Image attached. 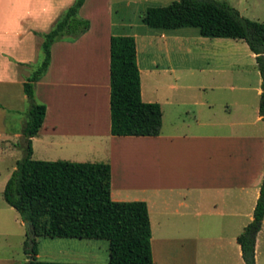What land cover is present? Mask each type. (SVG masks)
I'll list each match as a JSON object with an SVG mask.
<instances>
[{"label":"crops","instance_id":"0c3cea01","mask_svg":"<svg viewBox=\"0 0 264 264\" xmlns=\"http://www.w3.org/2000/svg\"><path fill=\"white\" fill-rule=\"evenodd\" d=\"M54 6V0H0V124L5 121L4 108H13L12 98L26 100L22 83L39 52L41 34L60 14L62 7L54 10ZM89 30L75 41L60 40L50 47L47 70L33 87L34 99L45 105V114L31 138V155L35 142H39L46 148L40 153L45 160L59 157L81 161L85 155L79 149L81 144H88L86 139L93 136L105 137L106 153L97 147H90L87 153L109 163L112 200L145 202L153 264H200L198 251L208 244H212L214 264H243L236 236L252 218L264 173V122L257 112L260 77L255 103L238 96L223 97L214 92L223 85L212 74L220 69L206 62L211 72L207 82L166 85L168 92L190 94L180 100L158 101V135L113 136L109 133L108 110L110 34L98 42L88 36ZM83 57L90 62L85 69L80 63ZM204 66L196 65L199 72ZM144 73L148 74L146 69ZM140 86L141 100L150 102L143 98ZM228 88L233 91L235 86ZM236 88L244 91L249 87ZM195 91L200 94L197 99L191 94ZM96 95L102 106L99 109L93 103L84 121L86 110L80 101L86 97L96 102ZM164 105L169 107L164 109ZM14 135L22 137L20 133ZM56 144L68 150L62 155L51 154ZM3 183L4 179L0 185ZM4 211L0 209V264H23V221L13 215L14 229L7 231ZM200 230H206V243L199 241ZM8 234L20 238L19 250H7Z\"/></svg>","mask_w":264,"mask_h":264},{"label":"trees","instance_id":"16d2710c","mask_svg":"<svg viewBox=\"0 0 264 264\" xmlns=\"http://www.w3.org/2000/svg\"><path fill=\"white\" fill-rule=\"evenodd\" d=\"M83 2L73 0L41 34L40 61L22 83L27 100L21 128L22 156L5 181L2 197L23 222L32 223L35 237L104 239L108 242L105 264H153L146 204L110 198L109 163L31 158V138L45 114V105L34 100V83L47 70L51 45L60 40L75 41L88 29L89 21L78 15ZM140 21L164 29L195 27L201 36L245 41L260 77L257 112L264 122V22L244 18L225 1L215 0H173L164 6H149ZM108 59L110 135H158L161 110L157 102L141 100L134 37L111 34ZM263 217L264 173L252 218L236 236L243 264H255V235ZM26 239L23 253L26 260L31 257L28 264H94L39 260L35 238L31 250Z\"/></svg>","mask_w":264,"mask_h":264},{"label":"rangeland","instance_id":"374dc122","mask_svg":"<svg viewBox=\"0 0 264 264\" xmlns=\"http://www.w3.org/2000/svg\"><path fill=\"white\" fill-rule=\"evenodd\" d=\"M72 1L73 0H54V10H56L58 6L62 7L59 11L60 16ZM171 1L173 0H84L78 15L89 21V27L90 24L91 27L90 30L89 27L87 29L89 30L88 36L98 39V42L101 41L107 33L110 35L122 34L134 37L136 44V61L140 69L139 78L140 84H142L143 98H149L151 100L150 102L158 103L159 101L163 103L164 100L171 101L176 97L179 98L178 100L185 96L188 97L190 92H168L165 87L167 84L174 82L176 84L207 82L206 79L211 74L206 67L205 63L207 62L220 69V71L212 72L215 81L223 85V88L214 91L216 94L219 93L223 97L227 95L231 97L238 96L239 99H244L249 104L250 102H252V104L255 103L257 98L255 96V90L258 86L259 76L255 67L254 58L245 41L241 39L201 36L195 27L164 29L146 26L140 21V16L145 8L149 6H164ZM215 1H225L234 7L239 15L244 18L264 22V0ZM36 56L31 66V71L40 61V49ZM80 63L83 69L90 65L86 57L81 58ZM196 65H205L203 67V72H199ZM144 69H146L148 74L145 75ZM31 71L29 70V73ZM230 85L235 86L233 91L229 90L228 86ZM243 85L249 88L244 91L237 90L236 87ZM191 94L194 95V99H197L200 95L199 92L196 91ZM208 94L210 95L211 93L207 92V95ZM225 99L227 100V98ZM10 102L14 104H11L13 108H4L5 121L3 124H0V182L3 179L4 182L7 180L13 170L14 161L22 156V137L15 136L14 134H21V128L26 119L25 111L27 108V100L24 98L23 100L12 98ZM80 102L86 110V114H84L85 117H82L84 121H87V110L91 109L93 103H97L99 109L102 106L101 100L97 95L96 102L86 97ZM168 107V105L163 106L164 109ZM246 109L248 111L250 110L249 108ZM4 132H6V134H4ZM86 140V142L88 144L91 143V145L88 146V144L84 143L79 147L81 151H84L82 153L85 154L81 161L92 162L102 160L93 158L91 153L87 152L90 147H97V150L106 153L108 148L107 139L103 136H93ZM43 148L45 147H42L39 142L38 144L35 142L34 152L31 158L45 160L44 158H46V156L40 154ZM76 149L77 148L74 147L75 151ZM67 150V147L58 144L53 145L50 149L51 154L61 155L64 153L63 151ZM70 150L73 149L70 147ZM56 158L59 159V157ZM3 185H0V192ZM1 208L5 210L7 231L11 232L14 229L13 215L16 217H19V215L13 208L5 204L0 197V209ZM16 229L22 228L18 227ZM23 230L25 231L24 225ZM198 236L199 241L208 238L206 230H200ZM256 237L258 244L256 264H264V217ZM19 241V237L8 234L7 250H19ZM206 242L207 240L205 243ZM35 244L38 253L37 259L43 261L105 264L108 259V242L104 239L49 238L38 236L35 237ZM211 245L212 244H208L205 249H200V251H198L200 264H214L212 251L210 249ZM24 263L25 262H23V264Z\"/></svg>","mask_w":264,"mask_h":264},{"label":"water","instance_id":"95a60500","mask_svg":"<svg viewBox=\"0 0 264 264\" xmlns=\"http://www.w3.org/2000/svg\"><path fill=\"white\" fill-rule=\"evenodd\" d=\"M23 225L25 227V233H26V237H27V247L29 250L32 249L33 247V239L35 238L34 233H33V227H32V223L29 221H24ZM31 260V257H29L26 262L24 264H28V261Z\"/></svg>","mask_w":264,"mask_h":264}]
</instances>
